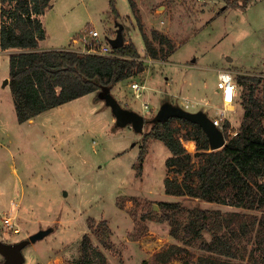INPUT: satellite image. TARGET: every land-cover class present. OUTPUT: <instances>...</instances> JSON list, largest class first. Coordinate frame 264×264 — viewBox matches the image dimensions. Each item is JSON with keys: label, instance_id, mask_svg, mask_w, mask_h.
Wrapping results in <instances>:
<instances>
[{"label": "rangeland", "instance_id": "obj_1", "mask_svg": "<svg viewBox=\"0 0 264 264\" xmlns=\"http://www.w3.org/2000/svg\"><path fill=\"white\" fill-rule=\"evenodd\" d=\"M115 1L116 19L110 14L108 0H52L51 8L40 18L46 37L39 48L80 50L83 43L74 44L71 36L82 28L80 35L92 29L101 38L112 39L120 25L124 44H134L138 54L147 57L129 1ZM138 1L144 8L138 9V17L154 47L161 46L152 40L156 30L172 40L174 48L165 61L142 62L144 70L136 78L118 82L111 89L122 107L148 121L169 101L186 111L203 110L209 118L219 119L222 102L213 93L218 90L219 71H230L234 81L240 74L261 78L259 94L263 96L264 0H252L243 8L233 7L243 0ZM16 52L0 51V240L13 244L28 240L38 230L54 229L22 250L24 264H79L84 235L106 257L105 264L150 263L168 245H182L169 235L168 224L157 218L160 202H178L183 222L194 207L239 211L197 198L167 195L163 180L179 181L183 175L165 166L170 156L166 146L159 140L142 141L143 134L152 129L149 123L144 124L142 134L130 126L114 128L112 112L102 100H95L97 93L19 124L12 94L4 85L8 56ZM134 82L146 86L141 98L130 91L129 84ZM237 88L224 122L232 133L238 131L244 115V88ZM144 101L149 102V110L142 107ZM173 124L179 126L177 121ZM179 134L183 137L185 130ZM181 143L197 168V145L193 140L182 139ZM188 143L194 147L189 149ZM141 148L145 154L140 170L137 157ZM103 220L108 230L104 234L99 226ZM185 247L193 254V263L197 256L207 255L196 245ZM188 258V254L180 255L169 264H185Z\"/></svg>", "mask_w": 264, "mask_h": 264}, {"label": "trees", "instance_id": "obj_2", "mask_svg": "<svg viewBox=\"0 0 264 264\" xmlns=\"http://www.w3.org/2000/svg\"><path fill=\"white\" fill-rule=\"evenodd\" d=\"M108 1L110 14L118 18L116 1ZM128 1L147 56L165 61L174 48L172 40L154 30L152 40L161 45L154 47L143 31L135 1ZM251 1L243 0L233 7L243 8ZM51 4L52 0H0V51H18L8 56L7 86L19 124L88 94L97 93L95 100L100 101L101 88L111 91L118 82L134 79L144 70V64L136 60L140 55L132 43L113 49L114 56L79 54L69 48L40 49L39 44L46 37L40 17ZM261 81L248 74L236 77V85L244 88V115L236 135L226 137L224 131L226 144L220 150L210 152L202 129L176 117L151 125V131L143 134V142L159 140L166 146L170 156L165 166L183 175L179 181L163 180L167 195L197 198L239 209L222 213L194 207L188 220L183 222L178 202H160V213L156 217L168 224L169 235L182 245H168L145 264H169L187 254L185 264H231L232 261L264 264V92L260 97ZM176 121L179 126L173 124ZM183 129L185 134L180 137ZM182 139L193 140L197 145L194 154L199 162L197 168L193 167L192 156L185 150ZM144 154L141 148L137 169L142 168ZM99 226L103 234L108 231L105 220ZM82 238L79 264H105L106 257L91 246L90 237ZM101 242L104 244L105 240ZM195 245L207 255L197 256L193 263V254L185 246Z\"/></svg>", "mask_w": 264, "mask_h": 264}, {"label": "water", "instance_id": "obj_3", "mask_svg": "<svg viewBox=\"0 0 264 264\" xmlns=\"http://www.w3.org/2000/svg\"><path fill=\"white\" fill-rule=\"evenodd\" d=\"M122 30L123 27L119 25L116 30V38L108 39L112 49H117L124 44ZM8 82L9 80H5L4 85H8ZM98 97L103 101L104 105L111 110L114 117L115 128L119 129L130 126L136 134H142L145 123L155 125V123H164L167 120L176 117L184 119L191 124L194 123L202 129L209 144L210 152L220 150L226 144L224 133L218 127L213 125L211 118H209L203 110L189 112L184 108H181L179 105H172L169 101H165L159 106V110L156 112L155 116L147 121L142 114L122 107L107 87L100 89ZM155 209H157L156 206ZM53 231V227L50 226L47 229H41L32 233L27 238L28 240H22L13 244H7L0 240V255L4 258L3 264H24L25 257H23L22 250L29 243L31 244L43 240Z\"/></svg>", "mask_w": 264, "mask_h": 264}, {"label": "built area", "instance_id": "obj_4", "mask_svg": "<svg viewBox=\"0 0 264 264\" xmlns=\"http://www.w3.org/2000/svg\"><path fill=\"white\" fill-rule=\"evenodd\" d=\"M79 40H74V44H79L81 41L84 45L82 49H70L74 52H77L79 54H93V55H101V56H114L113 55V49L110 46L108 42V38L104 37L101 38L99 34L92 30L89 29L87 31H83V33L80 35ZM137 61L140 62H147L148 64H152L156 61V59H151L148 56L143 57L140 56L136 58ZM161 60V59H157ZM160 63V62H159ZM163 63V61H161ZM130 91H132L133 95L135 98H141L143 93L146 90V86L144 83L140 84L138 82H134L129 84ZM216 88L218 89L217 91L220 92L221 94V102H222V107L223 109L219 110L220 112V118L223 119L221 120L220 118L218 119H211L213 125L218 127L223 133H232L229 128H226L224 125V122L226 121V114L228 110H231V106H233L236 96H237V85L233 79L232 73L230 71H219L217 75V84ZM142 107L146 110H149V103L147 101L142 102ZM234 136L236 135L235 133H232ZM225 136V135H224ZM8 222V220H6Z\"/></svg>", "mask_w": 264, "mask_h": 264}, {"label": "crops", "instance_id": "obj_5", "mask_svg": "<svg viewBox=\"0 0 264 264\" xmlns=\"http://www.w3.org/2000/svg\"><path fill=\"white\" fill-rule=\"evenodd\" d=\"M134 1H135V3H137L136 1H138V0H134ZM137 5H138V6H137ZM137 5H136V6H137V10L140 9V12H141V8H143V7H141V6H142V2L140 3V1H138ZM143 9H144V8H143ZM138 11H139V10H138ZM40 18H42V17H40ZM41 21H42V20H41ZM161 23H163V22H160V21H159V24H160L159 27L162 26ZM161 28H162V27H161ZM83 29H84V28H82V29L80 30V32H81ZM45 30H46V29H45ZM80 32L77 34V36H73V35H72V36H71V37H72V40H71V41H74L75 39H77L76 37H78V36L80 35ZM131 41H132V40H131ZM42 42H43V41H42ZM133 45H134V44H133ZM40 46H41V44H40ZM62 48H64V47H59V48H58V47H55V48H54V47H50V48H47V47H46L45 49H56V50H60V49H62ZM184 88H185V87L183 86L182 89H184ZM213 93H214L215 95H218L219 97L217 96V98H218V100L221 101V94H220V92H219V94H218V92H217V90H216V91H214ZM148 103H149V102H148ZM179 106H180V104H179ZM112 121H114V117H113ZM133 145H134V144H133ZM133 145H132V146H133Z\"/></svg>", "mask_w": 264, "mask_h": 264}, {"label": "bare ground", "instance_id": "obj_6", "mask_svg": "<svg viewBox=\"0 0 264 264\" xmlns=\"http://www.w3.org/2000/svg\"><path fill=\"white\" fill-rule=\"evenodd\" d=\"M189 144V149L191 148H193L194 147V144L193 143H188Z\"/></svg>", "mask_w": 264, "mask_h": 264}]
</instances>
